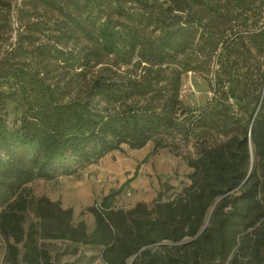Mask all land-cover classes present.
I'll use <instances>...</instances> for the list:
<instances>
[{
  "label": "trees",
  "instance_id": "16d2710c",
  "mask_svg": "<svg viewBox=\"0 0 264 264\" xmlns=\"http://www.w3.org/2000/svg\"><path fill=\"white\" fill-rule=\"evenodd\" d=\"M72 4L76 14L56 9L73 30L133 70L99 73L83 99L58 103L49 91L22 96L16 135L0 129V150L11 152L0 161L4 263L21 264L30 214L43 238L101 247L105 264H128L133 256L131 264H264V0ZM8 8L0 0V24ZM189 72L212 93L202 108L179 99ZM245 74L248 88L238 79ZM230 99L251 107L246 118L230 112ZM148 143L150 156L167 150L183 158L189 184L128 210L115 208L119 192H111L91 209L90 232L72 224L70 210L27 189L57 170L72 174L60 167L66 156L96 163L122 145ZM23 147L34 150L27 159L16 152Z\"/></svg>",
  "mask_w": 264,
  "mask_h": 264
},
{
  "label": "rangeland",
  "instance_id": "374dc122",
  "mask_svg": "<svg viewBox=\"0 0 264 264\" xmlns=\"http://www.w3.org/2000/svg\"><path fill=\"white\" fill-rule=\"evenodd\" d=\"M9 4L0 24V129L16 135L19 128L21 99L25 94L40 95L49 91L58 103L86 97L92 79L99 73L124 76L132 66H124L115 55H106L93 41L73 30L56 9L76 14L73 2L80 5L98 0H6ZM246 72L242 67L241 74ZM241 87H249V76H240ZM233 87V86H231ZM212 98L207 80L195 73L181 76L179 99L188 108H202ZM95 104L98 100H91ZM215 103H212L214 105ZM230 112L246 118L251 107L229 100ZM103 107L99 103L98 108ZM23 149V150H22ZM18 148L21 158H28L33 149ZM152 144L139 150L122 145L96 163L76 162L66 156L50 180L34 179L27 189L34 197H45L70 210L72 224H84L86 231L94 227L91 209L104 195L118 191L114 206L128 210L139 202L150 204L159 193L172 196L189 184L191 169L181 157L167 150L150 156ZM9 150H0L4 164L11 157ZM167 187L171 189L167 190ZM37 220L26 215L24 243L18 246L21 264H105L102 248L43 238L36 228ZM166 244V243H163ZM6 247L0 234V264L4 263ZM135 256L127 260H134Z\"/></svg>",
  "mask_w": 264,
  "mask_h": 264
},
{
  "label": "water",
  "instance_id": "95a60500",
  "mask_svg": "<svg viewBox=\"0 0 264 264\" xmlns=\"http://www.w3.org/2000/svg\"><path fill=\"white\" fill-rule=\"evenodd\" d=\"M207 221H208V219H207ZM207 221H206V222H207ZM129 264H131V262H130Z\"/></svg>",
  "mask_w": 264,
  "mask_h": 264
},
{
  "label": "crops",
  "instance_id": "0c3cea01",
  "mask_svg": "<svg viewBox=\"0 0 264 264\" xmlns=\"http://www.w3.org/2000/svg\"><path fill=\"white\" fill-rule=\"evenodd\" d=\"M104 196H106V195H104ZM104 196H103V197H104Z\"/></svg>",
  "mask_w": 264,
  "mask_h": 264
}]
</instances>
